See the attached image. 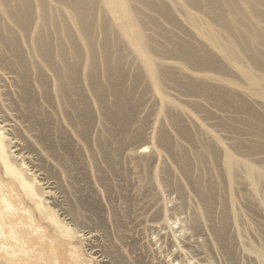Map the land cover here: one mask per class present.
<instances>
[{
    "label": "rangeland",
    "instance_id": "374dc122",
    "mask_svg": "<svg viewBox=\"0 0 264 264\" xmlns=\"http://www.w3.org/2000/svg\"><path fill=\"white\" fill-rule=\"evenodd\" d=\"M6 1L1 131L73 234L30 208L53 240L30 264H264V0H81L88 36Z\"/></svg>",
    "mask_w": 264,
    "mask_h": 264
},
{
    "label": "bare ground",
    "instance_id": "6f19581e",
    "mask_svg": "<svg viewBox=\"0 0 264 264\" xmlns=\"http://www.w3.org/2000/svg\"><path fill=\"white\" fill-rule=\"evenodd\" d=\"M0 1L1 4H4L3 0ZM17 1H21L23 5H26V9L28 7V9H31L36 2V0L35 2L34 0ZM37 1L39 4L38 7L42 10V19L49 16L47 15L49 14V10L55 14L61 12H57L56 10L58 8L61 9L59 5L54 4L55 7L49 8L45 2L46 0ZM57 1L71 11V15L76 20L79 30L82 33L85 32V35L88 36V28L90 27L87 24V20L89 19V15H92L89 9L92 8L89 7L91 4L87 7L81 0H65V3H63L62 0ZM100 1L102 3L101 6H105V9L107 7V9L109 8L111 11H114V13L122 11V3L120 0ZM17 14L16 16H18ZM6 16L13 21L16 19L14 15L11 14L6 13ZM45 23L46 22L43 21V25ZM92 24L93 21L91 22V25ZM35 30H37V26ZM70 38L72 39V37ZM35 42H37V40ZM59 47L61 48V46ZM66 68H68V65ZM53 69L57 77L58 92L63 94L64 86L74 83L76 79V69L69 66L68 70L70 74L68 76L64 74L58 66H53ZM150 71L153 73L152 68ZM3 118L4 116L0 113V264H30L33 258L45 260L48 255V245H53V240L50 235H46L45 231L37 226L36 218L33 216L30 208L35 207L40 214H45L50 221L55 222L53 226L56 227V231L59 232L62 237L68 238L71 241L73 234L69 228L62 226L56 221L52 211H50V213L47 210L46 203L43 201V194L36 190L33 181L26 178V172L22 164L24 155L14 154L22 150V145L15 138L8 140L3 136L1 131L6 130L5 128H14L15 125L12 122H6ZM148 149L149 147L144 143V145L139 146L137 153H147V151H149ZM49 184L51 183L49 182L45 185L49 186ZM25 217H28L30 222L28 227H26L23 221ZM45 219L48 220L47 218ZM225 261L226 264H229L228 258Z\"/></svg>",
    "mask_w": 264,
    "mask_h": 264
}]
</instances>
